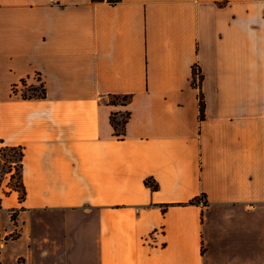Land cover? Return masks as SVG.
Masks as SVG:
<instances>
[{
    "label": "crops",
    "instance_id": "1",
    "mask_svg": "<svg viewBox=\"0 0 264 264\" xmlns=\"http://www.w3.org/2000/svg\"><path fill=\"white\" fill-rule=\"evenodd\" d=\"M2 147L0 264H264V0H0Z\"/></svg>",
    "mask_w": 264,
    "mask_h": 264
},
{
    "label": "trees",
    "instance_id": "2",
    "mask_svg": "<svg viewBox=\"0 0 264 264\" xmlns=\"http://www.w3.org/2000/svg\"><path fill=\"white\" fill-rule=\"evenodd\" d=\"M121 0H108L111 4H115ZM197 75H199V71L197 67H194V79H193V85L195 87H199L201 84L202 76L199 75V80L197 81ZM45 95V90L43 86L40 88H31L30 91H27L23 94L24 98H35V97H43ZM200 119H204V99L202 93L200 94ZM127 97H119L114 96L112 99H110L109 103L111 105H122L126 106L128 103ZM130 117V113L127 112L125 115L118 116V113L114 112L110 116V122L114 128L115 133L119 132H126V124L128 121V118ZM3 162V169L5 175H9V181H8V188L11 190H15L19 192V199L22 201L25 198L26 191L23 183V176H22V167H23V150L20 147H2L0 148V163ZM15 164V166H14ZM1 184V182H0ZM146 184L150 186L153 190L158 189V184L153 179H147ZM10 191H3L4 195H8ZM202 197L195 198L190 203H197ZM1 200V198H0ZM13 219L14 216H13Z\"/></svg>",
    "mask_w": 264,
    "mask_h": 264
},
{
    "label": "rangeland",
    "instance_id": "3",
    "mask_svg": "<svg viewBox=\"0 0 264 264\" xmlns=\"http://www.w3.org/2000/svg\"><path fill=\"white\" fill-rule=\"evenodd\" d=\"M3 167H4L3 162H1L0 163V182H1L0 187H4L6 185V179L9 178V175H5Z\"/></svg>",
    "mask_w": 264,
    "mask_h": 264
}]
</instances>
